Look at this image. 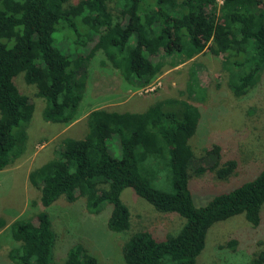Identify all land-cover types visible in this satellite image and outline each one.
I'll use <instances>...</instances> for the list:
<instances>
[{
	"label": "trees",
	"instance_id": "obj_1",
	"mask_svg": "<svg viewBox=\"0 0 264 264\" xmlns=\"http://www.w3.org/2000/svg\"><path fill=\"white\" fill-rule=\"evenodd\" d=\"M66 28L74 33L68 53L54 45L53 37ZM90 42L95 43L86 57L75 54ZM205 50L221 57L233 95H247L264 71V0H0V170L23 153L16 148L14 131L21 126L22 137H28L35 110L14 81L19 73L44 99L43 118L68 127L80 118L85 87L75 61L101 52L129 87L142 89L164 66L177 67ZM193 75L198 87L196 72ZM189 92H195L193 85ZM173 99L157 101L144 112L91 110L88 133L67 137L54 158L29 172L44 209L10 224L15 245L8 259L52 264L56 232L46 208L60 197L69 202L85 198L89 213L107 214L110 231L128 233L122 247L125 264H196L215 223L244 214L259 226L264 166L255 177L196 202L190 171L195 152L189 141L200 112L187 104V110L198 115L171 113L165 103ZM115 140L119 154L113 152ZM218 151V146L211 150ZM219 165L210 169L221 178L235 168L233 161L217 170ZM166 173L170 180L156 183ZM128 187L158 212L178 215L183 223L163 236L133 230L131 209L122 199ZM6 224L0 218V229ZM74 246L64 264H97L81 244ZM249 264H264V250Z\"/></svg>",
	"mask_w": 264,
	"mask_h": 264
},
{
	"label": "rangeland",
	"instance_id": "obj_2",
	"mask_svg": "<svg viewBox=\"0 0 264 264\" xmlns=\"http://www.w3.org/2000/svg\"><path fill=\"white\" fill-rule=\"evenodd\" d=\"M73 34L68 28L55 32L54 45L68 53L73 46ZM94 43L78 48L75 54L86 57ZM75 63L81 65L78 74L85 87L79 107L82 120L69 130L61 123L43 118L45 101L36 95L35 85L25 82L23 73L14 78L19 91L32 99L35 110L28 125V137H22L21 126L14 131L18 140L16 148L21 147L23 153L9 167L0 170V218L7 223L0 229V264H15L8 259V252L15 245L10 224L21 216L35 217L44 209L40 204V190L28 179L29 172L54 158L67 137L83 138L89 130L86 116L93 109L144 112L157 101L175 98L165 103L167 111L182 116L188 111L195 116L198 114L187 110L186 105L197 106L200 117L189 143L195 152L190 171L191 187L198 203L255 177L264 166V71L259 83L247 95L237 98L228 86L221 57L208 50L177 67L164 66L163 73L146 90L129 87L101 52ZM194 72L198 87L194 85ZM190 85L195 89L192 95ZM114 146L113 152L119 154L117 140ZM215 146L219 151L211 152ZM229 161L234 162L235 168L226 178L218 177L216 170L210 169L212 164L220 162L216 168L219 170ZM166 174H161L156 183L168 182L170 176ZM122 199L131 209L133 230L146 229L163 236L175 232L183 223L178 215L158 212L132 188L124 189ZM46 210L56 232L52 264H64L68 251L73 245L80 248V244L96 257L97 264H125L122 247L128 233L110 231L107 214L89 213L85 198L69 202L60 197ZM263 250L264 208L262 222L256 227L244 214L215 223L196 264H249Z\"/></svg>",
	"mask_w": 264,
	"mask_h": 264
},
{
	"label": "crops",
	"instance_id": "obj_3",
	"mask_svg": "<svg viewBox=\"0 0 264 264\" xmlns=\"http://www.w3.org/2000/svg\"><path fill=\"white\" fill-rule=\"evenodd\" d=\"M82 119L79 118L78 120H76L74 123H72L71 125H69L68 127L65 128V130H69L71 127H73L74 125L78 124Z\"/></svg>",
	"mask_w": 264,
	"mask_h": 264
},
{
	"label": "built area",
	"instance_id": "obj_4",
	"mask_svg": "<svg viewBox=\"0 0 264 264\" xmlns=\"http://www.w3.org/2000/svg\"><path fill=\"white\" fill-rule=\"evenodd\" d=\"M221 2V0H219ZM149 86V85H148ZM148 86H146L145 88H147ZM145 88H143L144 90H146Z\"/></svg>",
	"mask_w": 264,
	"mask_h": 264
}]
</instances>
